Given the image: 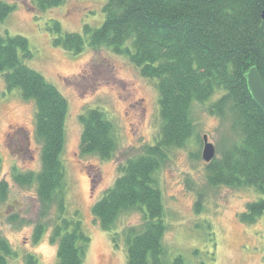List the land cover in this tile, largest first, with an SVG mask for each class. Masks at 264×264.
I'll return each mask as SVG.
<instances>
[{"label":"trees","instance_id":"16d2710c","mask_svg":"<svg viewBox=\"0 0 264 264\" xmlns=\"http://www.w3.org/2000/svg\"><path fill=\"white\" fill-rule=\"evenodd\" d=\"M63 1L31 0V7L45 11ZM14 8L0 0V21ZM102 10V24L97 28L84 25L82 33H61L59 21L53 20L52 44L73 54L86 44L126 54L142 76L156 82L161 128L154 144L144 146L139 155L120 166V175L91 211L100 227L111 233L114 244L119 216L132 210L142 213L139 225L123 230L126 264H185L180 256L169 260L166 255L164 207L155 173L166 161L168 149L182 147L196 136L195 104H205L218 95L207 111L228 118L234 134L220 156L205 164L207 183L252 188L261 197L247 202L239 218L246 223L264 218V114L250 96L245 77L249 67L255 66L264 85V0H105ZM31 57L26 37L0 34V75L5 90L17 89L23 99L34 102L35 134L41 145L40 169L15 171L12 176L19 185L36 187L39 219L33 242L50 226L49 238L57 244L56 264H83L89 236L78 212L67 214L61 159L67 102L41 73L24 63ZM79 118L80 151L110 158L116 147L113 124L97 108ZM7 189V183L0 181V200ZM14 254L8 241L0 237V264H8ZM23 261L40 264L32 254H25Z\"/></svg>","mask_w":264,"mask_h":264},{"label":"rangeland","instance_id":"374dc122","mask_svg":"<svg viewBox=\"0 0 264 264\" xmlns=\"http://www.w3.org/2000/svg\"><path fill=\"white\" fill-rule=\"evenodd\" d=\"M3 1L15 8L0 21V34L27 38L32 57L24 63L41 73L67 102L61 159L67 214L77 211L89 236L83 264H126L123 230L139 225L142 213L132 210L119 216L114 244L91 208L120 175V166L158 138L161 117L156 82L142 76L126 54L110 47L86 44L80 53L73 54L52 44L53 20L59 21L61 33H82L84 25L97 28L105 18V0H64L45 11L32 8L31 0ZM217 96L193 106L196 136L182 147L168 149L166 161L155 173L164 207L163 245L169 260L180 256L185 264H264V218L252 223L239 218L246 203L261 195L247 186H211L206 180V163L201 157L203 136L215 146V157L234 140L229 119L207 111ZM90 108L102 111L113 124L116 147L108 159L83 154L79 149V117ZM40 147L34 102L23 99L17 89L6 91L0 75V181L8 188L0 200V237L15 252L8 264H23L25 254L34 255L40 264H56L57 244L49 238L50 226L40 240H32L39 219L36 187L19 185L12 176L15 171L40 169Z\"/></svg>","mask_w":264,"mask_h":264},{"label":"water","instance_id":"95a60500","mask_svg":"<svg viewBox=\"0 0 264 264\" xmlns=\"http://www.w3.org/2000/svg\"><path fill=\"white\" fill-rule=\"evenodd\" d=\"M262 17L264 18V11ZM246 86L253 101L259 106L264 114V85L255 66L249 67L245 73ZM216 154L215 146L208 142L206 135L203 136L201 157L205 163L210 162Z\"/></svg>","mask_w":264,"mask_h":264}]
</instances>
